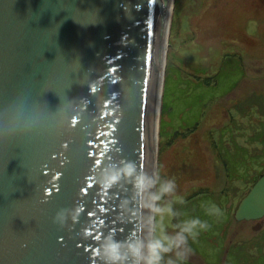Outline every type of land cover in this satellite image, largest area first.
Here are the masks:
<instances>
[{"label":"water","instance_id":"1","mask_svg":"<svg viewBox=\"0 0 264 264\" xmlns=\"http://www.w3.org/2000/svg\"><path fill=\"white\" fill-rule=\"evenodd\" d=\"M183 3L0 0V264H163Z\"/></svg>","mask_w":264,"mask_h":264},{"label":"rangeland","instance_id":"2","mask_svg":"<svg viewBox=\"0 0 264 264\" xmlns=\"http://www.w3.org/2000/svg\"><path fill=\"white\" fill-rule=\"evenodd\" d=\"M257 4L184 0L163 264H264V230L233 216L264 168L251 135L253 106L264 103Z\"/></svg>","mask_w":264,"mask_h":264},{"label":"flooded vegetation","instance_id":"3","mask_svg":"<svg viewBox=\"0 0 264 264\" xmlns=\"http://www.w3.org/2000/svg\"><path fill=\"white\" fill-rule=\"evenodd\" d=\"M255 1H256V5H258L257 2H259V0H254V2ZM253 108H254V111H251V118L253 119L255 126L253 127V131H252L253 134H251V135L256 136V138H257L256 143L258 146V150H260V155H258L257 157H260L262 154H264V103H263V101L260 100L258 102V104H255L253 106ZM256 167H257V165H256ZM263 175H264V168L261 170H258V168H256V170L254 171V174L252 176H249V178H248L249 184H247V185H249V187L246 185L247 186L246 191H244V192L242 191L241 193H239V196L237 198V203L235 202L236 204H235V207L233 209V212H234L233 216L237 222L253 221V222H255V224H253V229L255 231H259V233L264 230V216L259 217V218H252V219H246V218L238 219L236 217V211L238 210L243 198L249 193L251 188L256 184V182ZM179 252H181L182 255H184V256L187 255V252H186V250L182 244L179 247ZM172 264H175V261Z\"/></svg>","mask_w":264,"mask_h":264}]
</instances>
